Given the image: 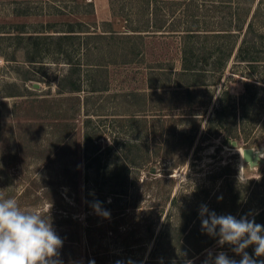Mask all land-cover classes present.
<instances>
[{"label": "rangeland", "instance_id": "rangeland-1", "mask_svg": "<svg viewBox=\"0 0 264 264\" xmlns=\"http://www.w3.org/2000/svg\"><path fill=\"white\" fill-rule=\"evenodd\" d=\"M258 1L233 0V7L219 13L208 0L201 10L213 16L238 7L251 9L252 15ZM137 6L136 0H0V29L52 24L54 34L69 28L114 30V36L89 45L86 38L40 41L31 53L26 41L0 39V197L49 215L63 240L62 264H145L160 254L176 256L179 264H203L206 250L240 260L230 245L192 250L212 238L200 231L202 204L237 219L254 215L264 204V162L243 161L241 152L225 142V129L216 134L210 128L221 93H231V104L244 94L251 100L245 124L251 123L245 141H237L264 156V59L249 77L251 65L236 56L241 36L221 72L210 69L217 54L201 55L205 72L178 77L180 36L121 35ZM261 10L264 14V0ZM49 46L54 52L47 57ZM42 56V62L28 60ZM187 79L208 84L191 87V96ZM76 85L81 91H69ZM3 90L25 95L5 96ZM86 132L104 151L100 162L92 155L87 159ZM114 140L118 153L106 151ZM102 196L109 218L92 207ZM258 223L264 225V217ZM192 225L200 230L187 237L183 229ZM181 237L183 245L177 243ZM254 247L245 250L253 257Z\"/></svg>", "mask_w": 264, "mask_h": 264}, {"label": "trees", "instance_id": "trees-1", "mask_svg": "<svg viewBox=\"0 0 264 264\" xmlns=\"http://www.w3.org/2000/svg\"><path fill=\"white\" fill-rule=\"evenodd\" d=\"M136 1H138L139 6L131 11L133 13V19L132 22H130L131 26H129L127 33L121 35L129 39L140 38L141 40H144L146 36H180L182 38V69L176 73L178 77L188 78L205 72L206 70H202L199 67V57L201 55L207 58L217 54L214 62L215 64L210 69L212 72H221L229 57L232 56L233 50L241 36V43L236 56L239 61H246L251 65L252 69L248 72L249 77H252L254 71H257L256 64L264 59V54H262L263 56L259 54V48H264V14L261 10V0L258 1L259 3L254 9L252 15H250L251 9H248L247 11H239L240 8L237 7L238 11L231 9L230 12L228 11L225 14L213 16H209L206 11L202 12L201 10L208 0ZM210 1L219 13L220 11L222 12L223 10L228 9V7H233L230 6L233 5L231 4L233 0ZM217 19L220 20L217 21ZM235 23L237 24L234 27ZM202 24H204V26H201ZM54 31L56 30L52 24H50L49 27H42L34 30H27L25 25H19L15 26L12 30H6L4 28L0 29V32L2 33L0 39L12 38L14 40L26 41L25 46L27 47V51L28 53H31L32 49L36 48V44H39L40 41L54 42L56 39L86 38L84 43L89 45L90 40L114 36V30H109L110 32H92L91 30H75L69 28L68 30H64V33L61 34H54ZM77 31L80 33L85 32V34H78ZM53 52L51 46L46 47L45 53L47 57ZM126 53H128V51ZM43 57L44 56L40 59L32 57V59L28 58V60L30 62H42ZM162 71L166 70L163 69ZM66 77L67 76H63L61 81L63 82ZM192 80L193 79H187L184 84L187 88L188 94L191 96L193 95V93H191V87L208 84L206 79ZM245 86L247 87V85ZM62 88L64 89L63 84H61V89ZM103 89L106 90L107 88ZM69 91L79 92L81 91V85L72 86L69 88ZM2 93L5 96L25 95L18 90H3ZM230 94L231 93L228 90H224L221 93L220 106L217 107L215 111L214 118L211 120L212 125L210 128L211 131H214L216 134L222 131V129H225L223 130L224 132H222V135L224 136L226 143L232 139L244 142L247 137L245 136L246 125L249 126V123H251L250 121L248 124H245L250 111V107L247 106V104L251 100H249V97L245 98L243 94L240 101L235 99L232 100L231 104ZM30 97V99H36L34 96ZM191 103L193 104V101ZM240 122H243L242 126L240 125ZM193 138L194 137L191 138V142ZM93 139L94 138L90 135V132H86L84 136V149L87 153V159L93 156L92 160L100 162V160L105 157L103 156L104 151H100V147L98 144H94L95 142ZM117 142V140H114L112 143L108 144L107 147L109 149L106 151H112ZM130 144V142H126V146H130ZM91 145H93V148H91ZM60 148L63 150L62 147ZM113 152L118 153V150L114 149ZM91 165L93 166V164L88 162L87 169H89ZM97 169H99V167ZM96 201L101 202V206H105L106 198L105 196H102ZM252 216H254L258 223L260 218L264 217V204H262L260 209H258V211L256 210L255 214ZM252 216L250 218H252ZM198 230H200V228H197L196 230L194 225L190 228L186 226L183 229L184 232H187V237L192 236L193 233ZM182 238L183 237L177 238V243L179 245H183L181 240L184 238ZM161 242L162 240L160 238L159 244H161ZM214 243H216V239L210 238L199 248H193L191 245V248H193L192 252L197 250L200 251ZM168 255L169 254L163 256V254H160L153 256L151 259L146 260L145 264H179V262L175 263V261H177L176 256ZM189 256L190 255L184 257L187 258Z\"/></svg>", "mask_w": 264, "mask_h": 264}, {"label": "clouds", "instance_id": "clouds-1", "mask_svg": "<svg viewBox=\"0 0 264 264\" xmlns=\"http://www.w3.org/2000/svg\"><path fill=\"white\" fill-rule=\"evenodd\" d=\"M92 207L104 218L110 217L101 202L96 201ZM250 216L248 213L237 219L231 214L218 215L206 204L200 206L202 233L215 238L220 248L232 246L231 251L241 257L236 260L223 251L213 255L212 250H206L203 264H264V260L254 258L264 257V225ZM253 245L254 257L245 251ZM62 247L63 240L55 232L49 215L46 218L35 211L22 210L16 199L0 197V264H62Z\"/></svg>", "mask_w": 264, "mask_h": 264}, {"label": "water", "instance_id": "water-1", "mask_svg": "<svg viewBox=\"0 0 264 264\" xmlns=\"http://www.w3.org/2000/svg\"><path fill=\"white\" fill-rule=\"evenodd\" d=\"M229 144L234 148L242 149L243 161L250 163L251 165L259 164L264 162V156L261 151L255 150L253 147H239L237 140H229Z\"/></svg>", "mask_w": 264, "mask_h": 264}, {"label": "bare ground", "instance_id": "bare-ground-1", "mask_svg": "<svg viewBox=\"0 0 264 264\" xmlns=\"http://www.w3.org/2000/svg\"><path fill=\"white\" fill-rule=\"evenodd\" d=\"M237 150H239L241 152V154H242V149L241 148H238Z\"/></svg>", "mask_w": 264, "mask_h": 264}]
</instances>
